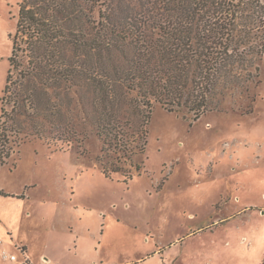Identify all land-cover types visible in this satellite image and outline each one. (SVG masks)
I'll list each match as a JSON object with an SVG mask.
<instances>
[{
	"label": "rangeland",
	"instance_id": "rangeland-1",
	"mask_svg": "<svg viewBox=\"0 0 264 264\" xmlns=\"http://www.w3.org/2000/svg\"><path fill=\"white\" fill-rule=\"evenodd\" d=\"M15 29L12 17L0 25V109ZM259 66L255 82L221 78L197 119L193 104H155L145 154L133 157L142 168L126 167L127 179L103 176L102 141L80 105L71 149L33 137L16 147L9 133L0 196L22 202L1 208L0 264H264V55Z\"/></svg>",
	"mask_w": 264,
	"mask_h": 264
},
{
	"label": "trees",
	"instance_id": "trees-1",
	"mask_svg": "<svg viewBox=\"0 0 264 264\" xmlns=\"http://www.w3.org/2000/svg\"><path fill=\"white\" fill-rule=\"evenodd\" d=\"M17 6L1 98L0 169L15 149L9 133L16 147L33 137L71 149L78 142L71 114L80 105L102 141L96 161L103 176L127 179L126 167L142 168L133 157L145 154L155 104L169 112L193 104L188 109L197 119L221 78L259 76L264 0H19ZM132 112L138 125L126 115Z\"/></svg>",
	"mask_w": 264,
	"mask_h": 264
},
{
	"label": "crops",
	"instance_id": "crops-1",
	"mask_svg": "<svg viewBox=\"0 0 264 264\" xmlns=\"http://www.w3.org/2000/svg\"><path fill=\"white\" fill-rule=\"evenodd\" d=\"M4 2V3H2ZM19 0H4L0 1V25L3 23H6L7 18L10 19L12 17V22L17 24L16 16L18 12V4ZM15 6V8H13ZM9 21V20H8ZM6 26V25H5ZM5 192V190H2ZM4 196H0V216H5L4 212L2 211V207L7 210L6 212L9 213L8 207L12 208L14 211L17 209V206L21 204V200L18 198L20 197L19 194L15 192H5L3 193ZM17 197V198H15ZM8 215V214H7ZM14 218H18L17 216ZM10 223L14 225V219L10 220ZM5 231H7V227L5 226L4 223H0V233L5 234ZM18 259L16 260L17 263Z\"/></svg>",
	"mask_w": 264,
	"mask_h": 264
},
{
	"label": "built area",
	"instance_id": "built-area-1",
	"mask_svg": "<svg viewBox=\"0 0 264 264\" xmlns=\"http://www.w3.org/2000/svg\"><path fill=\"white\" fill-rule=\"evenodd\" d=\"M4 258L5 259H11V260H14V261H16L17 260V257L15 256V255H13V256H8V254H6V253H4ZM27 264H31L29 261H27Z\"/></svg>",
	"mask_w": 264,
	"mask_h": 264
}]
</instances>
